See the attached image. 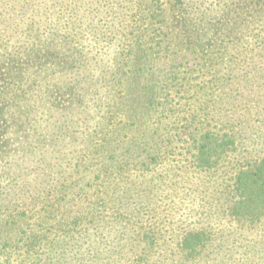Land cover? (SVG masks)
<instances>
[{
	"label": "rangeland",
	"instance_id": "1",
	"mask_svg": "<svg viewBox=\"0 0 264 264\" xmlns=\"http://www.w3.org/2000/svg\"><path fill=\"white\" fill-rule=\"evenodd\" d=\"M155 1L0 0V264H20L14 246L27 229L21 212L42 206L66 220L74 213L91 212L74 232L49 236V245L37 253L42 263L122 264L136 257L139 238L114 218L113 211L128 213L147 204L144 188L152 183L154 193L147 205L152 211H144L140 220L156 218L162 232L158 240L165 243L145 264H179L168 261L179 233L206 223L219 225L224 233L214 238L218 255L208 264H264V215L251 222H225L218 201L227 192L238 158L264 156V117L241 124L246 139L209 173L180 174L168 182L164 177L136 176V171L122 180L99 176L95 163L113 154L126 152L137 158H126L132 164L139 162L136 151L141 149L130 143L141 142L151 128L148 121L130 120L109 139L113 147L107 155L92 150L95 129L113 120L111 107L124 102L121 88L127 81L116 73L125 66V78L132 76L128 52L146 26L144 15L149 8L155 11ZM225 1L228 6L221 16ZM240 2L159 0L162 10L155 12L165 22L168 52L141 35L150 59L136 74L138 83L127 87L137 97L138 88L146 84L159 90L162 98L151 115L169 114L162 118L161 129L173 122L167 106L183 108L193 96L198 99L195 109H203L215 100L212 89L199 88L207 80L220 77L224 91L244 88L246 94L250 88L264 100V49L245 50L254 8H239ZM237 42L242 46L236 47ZM256 52L263 57L251 58ZM98 199H103L102 205L95 203Z\"/></svg>",
	"mask_w": 264,
	"mask_h": 264
},
{
	"label": "trees",
	"instance_id": "2",
	"mask_svg": "<svg viewBox=\"0 0 264 264\" xmlns=\"http://www.w3.org/2000/svg\"><path fill=\"white\" fill-rule=\"evenodd\" d=\"M227 3L225 1L224 8L221 7V10H223L221 16L226 12ZM242 6H252L254 8L255 20H253L254 24L251 28L252 33L248 35L250 38L245 41V47H247L245 50L254 53L256 49H264V0H241L237 7L241 8ZM151 7H155V11L157 9L162 10L159 0H156L154 6ZM233 10L230 9L229 12ZM152 11V8H149L144 15L143 21L146 26H144L143 31H139V35H136L128 52L129 57L132 59L130 60V74L132 76L125 78L126 75L123 71L125 66L121 70L119 69L120 72L116 73L119 77H122L120 78L121 81L125 79L127 81L126 85L121 88L124 92V102L118 101L115 103L114 108L111 107L110 110L113 116L110 118L113 120H107L105 124L95 129V142L92 150L97 156L107 155L109 148L113 147L110 146L111 141L109 139L112 138L114 133L123 130V127L130 120L140 123L148 121L151 128L143 134L141 142L137 143L134 140L130 143L141 149L136 151L139 162L132 164V161L126 158H132L133 156H127L126 152L124 154H113L110 156L111 158L95 163L98 166L100 177H114V179L122 180L124 174L136 171V176L143 174L142 176L150 175L149 178L164 177L168 182V179L180 174L209 173L215 170L220 162L230 159L231 155L236 152L238 146L244 141L243 139H246L247 131L241 127V124L254 116L262 119L264 117V100L261 96H256L257 92L252 91L250 88L247 89L246 94L244 88V91L241 89H238L237 92L224 91L225 86L220 87L218 84L222 81V78L218 77L219 79H215L217 82L207 80L202 82L201 85L198 84L200 89L202 87L212 89V92L216 94L215 100L206 102L203 109H201L202 107L195 109L198 99L193 96L186 100L183 108L174 110L169 109L170 106H167L164 109L173 113L171 115L173 122L170 127L167 125L161 129L162 118L167 117L169 114H164L161 117L157 111H154L153 113H156V116L152 117L151 115L152 106H155V103L162 98L158 93L159 90L154 85L149 86L146 84L144 87L138 88L137 97L131 94V90L127 87L137 82L135 79L136 74L143 70L144 65H147L146 63L150 59L148 51L142 47L141 35L149 37L150 43L154 42L155 47H158V49L164 48V52H168L169 40L167 32L163 30L164 19L161 18L159 12ZM149 18L157 20L150 22L151 19ZM144 31H148V33L146 34ZM241 46L242 44L237 42L236 47ZM155 47H150V49L152 50ZM262 57L263 55L260 52L251 55V58H255V60ZM108 61L112 62L110 59ZM15 91H17V88ZM121 116L126 119L123 121ZM174 123H178L179 126H175ZM137 156L135 155V157ZM151 185H154V183ZM151 185L148 184L147 188H144L145 197H148L145 198L147 204H141L137 208L134 206L132 212L128 213L121 210L113 211L115 219H121L126 225L125 228L136 233L139 238L137 246L141 247V250L136 252V257L125 258L122 264H145L148 257L154 252H159L160 246L165 243L158 240L161 238L162 232L161 224L156 222V218L153 219L152 216L148 217L147 215L145 220H140L143 213L152 211L147 206L150 203V196L154 193V186ZM226 186L227 192L222 193L218 200L221 201L219 212L222 213V219L225 218V222L239 223L244 220L251 222L264 215V156L251 159L238 158L231 170ZM57 200H59L58 197ZM147 200L148 202H146ZM103 202V199H98L95 203L102 205ZM21 213L24 216V220L21 221L27 229L21 228L20 239L17 240L15 246L13 245L14 249L18 251L16 255L20 257V264L27 261H29V264H45L41 262L44 259L39 258L37 253L40 249L49 245V236L74 232L78 226L84 225L82 221L86 220L91 214L86 210L85 214L74 213L71 219L66 220L63 214H57L55 210H48L44 206L34 207L30 212L24 210ZM9 218H11L10 215L7 219ZM6 223H8L7 220L4 225ZM30 223L34 224L30 226ZM218 226H210L206 223L190 226L181 231L177 241L171 247L172 257L168 261L179 264H208L213 257L218 255V252L215 251L216 241L214 238H222L224 235L223 230H219ZM128 229L126 233H128ZM127 238L133 237L129 236Z\"/></svg>",
	"mask_w": 264,
	"mask_h": 264
}]
</instances>
